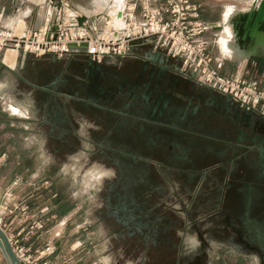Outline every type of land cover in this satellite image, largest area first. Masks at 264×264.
Returning <instances> with one entry per match:
<instances>
[{
  "label": "flooded vegetation",
  "instance_id": "flooded-vegetation-1",
  "mask_svg": "<svg viewBox=\"0 0 264 264\" xmlns=\"http://www.w3.org/2000/svg\"><path fill=\"white\" fill-rule=\"evenodd\" d=\"M133 48L99 63L70 53L23 67L44 120L61 130L90 117L104 131L87 153L110 176L99 231L146 260L172 250L178 264H208L217 245L264 264V118L198 83L180 60ZM71 133L51 142L54 156L75 150Z\"/></svg>",
  "mask_w": 264,
  "mask_h": 264
},
{
  "label": "crops",
  "instance_id": "crops-1",
  "mask_svg": "<svg viewBox=\"0 0 264 264\" xmlns=\"http://www.w3.org/2000/svg\"><path fill=\"white\" fill-rule=\"evenodd\" d=\"M50 1L52 0H43L41 2L40 0H0V13L8 15V10L18 11L21 9V5L23 6L26 3V9L18 15L9 16L7 22L14 26L11 23V19L18 18V22L23 20L26 22V26H29L34 23L36 12L40 6L46 5L50 7L48 4ZM87 1L90 4V8ZM87 1L83 3V0H70L72 7L76 10H78V6L87 9L93 8V0ZM123 1L125 0H122L119 6L112 4L113 9H120L121 11ZM189 1L200 5V18L209 24L210 29L204 36L208 40V50L214 60V65H219L218 72L228 77L239 71L244 79L264 85V22L256 28L252 36H248L247 31L242 32L241 46L237 40L238 31L235 24L230 29V35L225 34L222 27L219 26L229 10H231L232 16L246 14L254 1L260 0ZM25 11L27 12L26 14ZM41 12L42 10L37 16L38 19L41 17ZM29 14L32 16H29ZM94 20L91 22L92 25L101 26L103 24V20L100 23H96ZM240 20L239 16L238 21ZM223 38L228 39L231 50L223 47L221 44ZM18 54L15 50L8 49L5 52L4 61L2 60L5 65L0 62V73L2 69H6L3 83L0 82V93H5L4 96L16 99L21 96L25 103H18L17 105L19 106L15 104L7 105V110L0 109V145H7L13 141L20 149L15 155L13 154L14 148L0 147V154L6 152L10 158L14 157L20 160L22 155L25 154L27 145L34 144L36 141L41 143L40 138L43 126L48 129L49 143L58 139H67L73 128L60 130L56 124L52 125L49 122L47 123L48 125L46 124L42 113L46 111L47 107L42 108L41 103L36 99V80L23 71V59L28 58V61L26 60L27 64L33 63L34 60H30V56L19 57ZM45 57L55 58L53 55ZM14 59L15 62L13 63ZM12 67L17 69L14 70ZM16 99L13 103L16 102ZM8 112H11L12 115H9ZM30 113L31 115H29ZM6 118V124H3L2 119ZM74 128L75 132L77 131V135L73 132L71 135H74L81 144H98L100 143V138L105 135L101 128L88 121H81L80 125ZM5 131L7 133L11 131V134L2 136ZM14 135L15 139H13ZM9 136L13 138L11 139ZM169 167L174 168L168 165V167L165 166V169H170ZM29 176L32 179H29ZM17 177L21 181L14 188V196L6 199L5 189ZM50 182V179H41V173L38 170H31L24 166L10 167L8 165L0 169V228L5 232L12 245L26 249L32 257L42 256L47 246H54V253L50 256L42 257L41 261L48 260L62 264H86L90 249H93L95 245L97 246L95 242L97 239L95 235L97 234H95L89 221L78 215L80 206L74 205L66 197H57V192ZM42 196L45 197L44 200H41ZM24 206L27 209L22 212ZM38 221L43 224V228L39 230L33 226ZM173 247L176 250L179 248L177 244H174ZM176 254H179V252ZM92 263L95 264L96 262L93 261ZM99 263L101 264V262ZM0 264H9L1 246Z\"/></svg>",
  "mask_w": 264,
  "mask_h": 264
},
{
  "label": "built area",
  "instance_id": "built-area-1",
  "mask_svg": "<svg viewBox=\"0 0 264 264\" xmlns=\"http://www.w3.org/2000/svg\"><path fill=\"white\" fill-rule=\"evenodd\" d=\"M41 10H37L34 23L26 26L19 36L15 35L14 27L2 26L0 13V52L14 48L22 57L61 58L80 50L92 62L99 63L110 56L128 54L133 46L148 45L166 57L180 60L181 70L198 83L264 118V85L244 79L239 71L223 76L218 72L219 65H214L204 36L210 27L200 18L199 4L189 0H125L119 13L120 22L106 21L101 26L92 25L87 18L79 24L81 15L70 0H52L51 7L43 8L38 19ZM55 13L58 29L53 31L49 23ZM10 161L6 152L1 153L0 169ZM20 181L16 178L6 187V199L14 196V188ZM26 209L24 206L22 212ZM33 226L37 230L43 228L39 221ZM11 246L21 264H62L41 261L54 253V246H47L39 257H32L22 247Z\"/></svg>",
  "mask_w": 264,
  "mask_h": 264
},
{
  "label": "rangeland",
  "instance_id": "rangeland-1",
  "mask_svg": "<svg viewBox=\"0 0 264 264\" xmlns=\"http://www.w3.org/2000/svg\"><path fill=\"white\" fill-rule=\"evenodd\" d=\"M43 0H40V2ZM82 1V0H81ZM87 0H83V3ZM87 4L88 1H87ZM112 4L120 5L117 0H104L102 2H97V0L92 1L93 8L87 9L84 7H78V13L81 16H84L91 22L96 21V23H100L102 20L103 22H106L108 19L111 22L113 18L116 17L120 9L114 10L112 7ZM26 3L25 5H21V9L18 11H9L8 15H3L2 19V26L7 28L14 27L15 29V35H21L23 29L26 27V22L23 20L16 22V24L19 26H11L8 24V18L9 16L18 15L21 11L26 9ZM50 6V5H49ZM85 6V5H84ZM90 8V4L88 5ZM123 7V4L121 6V9ZM43 8H50L46 5H41L40 9L43 10ZM37 10V9H36ZM13 12V13H11ZM29 16H32L29 14ZM28 16V17H29ZM17 18H14L11 23ZM4 21L5 24H4ZM6 49H13L14 48H6ZM5 50H2L0 52V62L3 63L1 60L3 59ZM81 52L80 50L78 52H75L73 55H79ZM16 55V53H15ZM19 57H22L21 54H18ZM45 57V56H43ZM42 58V57H41ZM28 58H24V66L27 64L26 62ZM27 60V61H26ZM30 60H36V58H32L30 56ZM3 65H5L3 63ZM11 65V64H10ZM23 66V67H24ZM29 66V63L26 67ZM22 67V66H21ZM20 67V68H21ZM14 68V67H12ZM17 68H14V70ZM28 68H26L27 70ZM6 74V69H2L0 73V82L3 83V79ZM1 92V90H0ZM3 94V95H2ZM5 93H0V109L3 108L4 110L7 105H17L18 103L22 104L25 103L24 99L21 96H18V99L12 98V97H6L4 96ZM2 96V97H1ZM16 99V102L14 100ZM19 106V105H17ZM9 115L11 112H8ZM12 115V114H11ZM28 115V114H27ZM31 115V113L29 114ZM42 117H44V113H42ZM11 119V118H10ZM83 121H88L92 123V119L90 117H80ZM3 124H6V119H2ZM48 121H46V124ZM44 124V125H46ZM48 125V124H47ZM42 135H41V143L36 141L34 144L27 145L25 148V154L22 155V159H16L14 157H11V161L9 166H15V167H26L31 170H38L41 173V179H50L51 184L54 187V189L57 192V197H66L69 201H72L74 205L80 206L78 215L81 216L84 219H87L89 223L92 225V228L95 232V237L97 236V239L95 242L97 243V246L93 249H90L87 257V263L86 264H94L92 263L95 261V264H98L101 262V264H178L180 258L182 259V255L176 254L177 251H166V252H157L156 255H153L151 257H147V260L145 257H140L138 255V246L132 245L130 249V253L127 254L126 246L124 241H115L111 239V236L103 233H99L100 231V225L96 224L97 217L96 213L101 210L102 207V195H103V189L105 188L104 185V179H109L110 176H107L109 173L106 170H103L101 165H99L97 162V158L95 156H87V153L94 150V144L91 143H80L78 140L75 141L74 145L76 146L75 150L72 151L71 154L66 155H59L54 156L53 155V149L51 146H54V144L49 143L50 138L48 137V129L46 126L42 127ZM7 133V131L2 133V136H6L10 133ZM72 132L77 135V131L75 132V128L73 127ZM46 134V135H45ZM74 136V135H73ZM11 139L13 137L9 136ZM75 137V136H74ZM4 138V137H3ZM2 138V139H3ZM9 138V139H10ZM76 138V137H75ZM15 139V135L14 138ZM37 139V137H36ZM35 139V140H36ZM11 141V140H10ZM18 145L15 144V142H10L7 145H0L2 148H9L13 149V154L17 155L18 150L20 148L17 147ZM20 146V145H19ZM22 152V150H20ZM7 167V166H6ZM19 178V177H17ZM29 179H32L31 176L28 177ZM44 200L45 197L42 196L41 200ZM101 214V213H100ZM105 231H108L106 229ZM110 231V229H109ZM97 232V233H96ZM187 241H192V238H189ZM212 252H209L208 255L204 258V261L206 258H209L208 264H255L253 260H247L244 258H241L240 256L236 255L234 252L225 250V248L213 245ZM98 262V263H97ZM100 264V263H99Z\"/></svg>",
  "mask_w": 264,
  "mask_h": 264
},
{
  "label": "water",
  "instance_id": "water-1",
  "mask_svg": "<svg viewBox=\"0 0 264 264\" xmlns=\"http://www.w3.org/2000/svg\"><path fill=\"white\" fill-rule=\"evenodd\" d=\"M85 20V17L81 16L78 18V23L81 24ZM264 22V0L254 1L252 7L249 9L245 21L244 31H247L248 36H252L256 31V28L263 24ZM129 54H134L135 50L132 47ZM162 57L165 55L161 52H158ZM148 59L152 60V57L148 55ZM226 99H230L228 96H224ZM172 113V112H171ZM170 113V114H171ZM250 115H254V113L247 112ZM170 116V115H169ZM258 119L262 120V117L257 115ZM0 246L4 252L5 257L7 258L9 264H21L20 260L15 255L11 243L6 236L5 232L0 228Z\"/></svg>",
  "mask_w": 264,
  "mask_h": 264
},
{
  "label": "bare ground",
  "instance_id": "bare-ground-1",
  "mask_svg": "<svg viewBox=\"0 0 264 264\" xmlns=\"http://www.w3.org/2000/svg\"><path fill=\"white\" fill-rule=\"evenodd\" d=\"M102 1H104V0H97V2L99 3V2H102ZM121 1L122 0H117V2H119V3H121ZM49 5H50V7H51V1L48 3ZM78 7H82V6H78ZM27 12L25 11V14H26ZM118 13H120V11L118 12ZM232 12H231V10H229L228 12H227V14L224 16V18H223V20H222V22L219 24V26L220 27H222V29H223V31H224V33L225 34H227V35H230V29H231V27L233 26V24H235V26H236V30L238 31V37H237V40L239 41V45L241 46V42L240 41H242V32L244 31V26H245V21H246V17H247V13L246 14H242V15H236V16H232V14H231ZM24 14V13H23ZM21 16H25V15H21ZM239 16H240V21H238V18H239ZM84 17V16H83ZM232 17H233V19H232ZM14 19V18H13ZM13 19H11V20H13ZM19 19H20V17H19ZM21 20V19H20ZM58 17H57V13H55L54 14V17H53V19H52V21L49 23V26H50V28L53 30V31H55V30H57L58 29ZM107 21H109V19L107 20ZM16 22H18V18L17 19H15L13 22H12V25H14V24H16ZM111 22L112 23H114V24H118L119 22H120V14H117L116 15V17L115 18H113L112 20H111ZM105 22H103V24H104ZM18 24V23H17ZM16 24V26H18ZM20 26V25H19ZM18 26V27H19ZM260 26V25H259ZM258 26V27H259ZM221 44L223 45V47L224 48H226V49H228V50H231V47L229 46V41H228V39H225V38H223L222 39V41H221ZM238 46V45H237ZM8 50V49H7ZM6 50V51H7ZM5 51V52H6ZM5 52H4V55H5ZM4 55H3V61H4ZM15 62V59H14V61H13V63ZM14 66V65H13Z\"/></svg>",
  "mask_w": 264,
  "mask_h": 264
}]
</instances>
